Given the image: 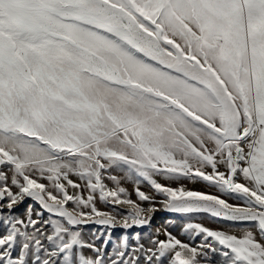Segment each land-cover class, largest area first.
<instances>
[{"label": "snow or ice", "instance_id": "obj_1", "mask_svg": "<svg viewBox=\"0 0 264 264\" xmlns=\"http://www.w3.org/2000/svg\"><path fill=\"white\" fill-rule=\"evenodd\" d=\"M115 169L147 208L105 185ZM27 199L50 218L16 216ZM157 203L249 227L111 251L77 230L148 226ZM0 226V264H264V0H0Z\"/></svg>", "mask_w": 264, "mask_h": 264}, {"label": "rangeland", "instance_id": "obj_2", "mask_svg": "<svg viewBox=\"0 0 264 264\" xmlns=\"http://www.w3.org/2000/svg\"><path fill=\"white\" fill-rule=\"evenodd\" d=\"M108 176H116L119 179V184L117 185L116 183L108 179ZM71 178L77 183H80V181L76 177L73 176ZM155 178L158 180V182L162 184L171 183V186L173 187H177L179 186V184H182L184 187L192 191H198L210 195L219 196L221 199L226 200L230 204H242V201L232 198L230 195L220 193L215 187L208 185L207 182L204 181L191 182L188 180H181L179 184H177L175 182H169L161 177ZM39 182L45 184L48 183L46 180H40ZM103 182L108 188L111 189H115L117 187L124 188L128 194L127 198L131 199L136 204H140L141 207L147 208L149 206L147 203H141L138 200L135 192L137 184L134 181L127 179L124 176V173L121 172L119 169L109 170V172L105 174ZM138 187L140 191H143L150 195L153 194V190L144 181H141ZM74 191L75 190L73 189H69L70 193ZM83 194L87 195L86 190ZM156 199L160 200L162 199V197L157 196ZM95 205L99 211L116 216L117 220L121 222L123 220V217L128 215L133 210L132 206L128 204H113L109 202H102L99 199V194H96ZM29 207H31L33 219H37V212H42V217H40V219L50 218V214L47 213L45 210L41 209L40 205L31 199H27L24 201V203L19 205L16 208L14 214L23 219ZM68 207L73 208L74 205L69 204ZM155 207L158 210L154 214H152V219L148 226L132 227L128 230H125L120 226V224H117L113 228H109L107 226H102L93 222H89L88 224L79 227L77 230L81 231L82 238L86 241H90L95 237H101V239L96 241L98 245L103 242L102 238L104 236H108L111 240V243L108 245V250L111 251L112 247L116 243H118L119 239L121 238H127L131 245L137 242L134 238L138 237L139 243L144 244L145 247H149L150 240L152 236L156 234L157 230H159L160 233L158 237L159 239H165L164 231L167 230L175 238L179 239L182 242L188 243L190 242V233H187L184 230V226L188 223H199L214 230H223L237 235H239L245 228L249 227V225L246 224L228 222L220 218L212 217L210 214L204 212L189 214L167 212L161 208V205L159 203H157ZM85 211H87V209H85ZM0 231H3L2 226H0ZM195 242L199 243V239H197ZM164 264H167L166 260Z\"/></svg>", "mask_w": 264, "mask_h": 264}]
</instances>
